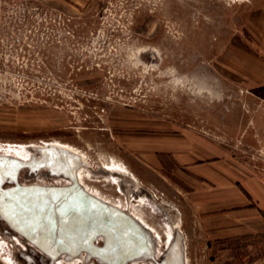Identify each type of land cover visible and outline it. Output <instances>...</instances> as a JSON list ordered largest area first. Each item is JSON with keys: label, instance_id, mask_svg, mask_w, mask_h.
<instances>
[{"label": "rangeland", "instance_id": "obj_1", "mask_svg": "<svg viewBox=\"0 0 264 264\" xmlns=\"http://www.w3.org/2000/svg\"><path fill=\"white\" fill-rule=\"evenodd\" d=\"M26 1L30 30L0 46V155L64 144L89 188L155 228V255L177 221L185 264H241L198 224L192 165L240 152L264 166V0H85L71 12ZM17 180L68 183L44 167ZM83 260L56 264H96ZM0 264L48 259L0 219Z\"/></svg>", "mask_w": 264, "mask_h": 264}, {"label": "water", "instance_id": "obj_2", "mask_svg": "<svg viewBox=\"0 0 264 264\" xmlns=\"http://www.w3.org/2000/svg\"><path fill=\"white\" fill-rule=\"evenodd\" d=\"M39 157L28 161L0 155V218L19 237L50 259L81 253L101 264H129L154 255L153 236L129 212L84 189L76 178L79 157L55 146L38 147ZM47 168L70 178L68 184L20 183L18 172ZM174 252L183 264L184 244L176 233L162 254Z\"/></svg>", "mask_w": 264, "mask_h": 264}, {"label": "crops", "instance_id": "obj_3", "mask_svg": "<svg viewBox=\"0 0 264 264\" xmlns=\"http://www.w3.org/2000/svg\"><path fill=\"white\" fill-rule=\"evenodd\" d=\"M72 11L85 0H42ZM200 153V152H198ZM196 154V152H193ZM193 162V209L198 224L225 250L243 252L241 264H264V166L240 152H207Z\"/></svg>", "mask_w": 264, "mask_h": 264}, {"label": "bare ground", "instance_id": "obj_4", "mask_svg": "<svg viewBox=\"0 0 264 264\" xmlns=\"http://www.w3.org/2000/svg\"><path fill=\"white\" fill-rule=\"evenodd\" d=\"M57 145H50V146H55V147H58V148H63V149H66V150H69L70 152H72V153H74V154H76L74 151H72V149H70V147H68V146H65L64 144H61V143H56ZM38 150V149H37ZM78 157H79V159L81 160V165L80 166H78L77 168H76V178H77V181L79 182V184H81V186L84 188V189H86L88 192H90L91 194H93V195H95V196H97L98 198H100V199H102V200H104L105 202H108V203H110V204H112V205H114V206H116V207H119L120 209H122V210H125V211H130L131 212V215H133L137 220H139L142 224H143V226H145L148 230H149V232L151 233V235L153 236V238L156 240V243H155V250H156V245H158L159 243V241H160V238H159V233L155 230V228H153V227H151L146 221H144V219L145 218H142L141 217V215L139 214V213H136L135 211H134V208L132 207H130V202L129 201H127V203L126 204H124V205H122L121 203H120V201L119 202H116V201H110V200H108V199H106V198H102V197H100L101 195L99 194V193H97L96 191H94L93 189H91V188H89V186L86 184V182H85V173L89 170V168H88V165L82 160V158L78 155V154H76ZM22 157V156H21ZM39 157V156H38ZM38 157H35V158H38ZM90 171V170H89ZM53 176H63V177H65L67 180H68V183L70 182V178H68L67 176H65V175H63V174H55V173H52V172H50ZM106 176H109L110 178H113L110 174H107ZM67 183V184H68ZM120 185V184H119ZM120 189L123 191V188H122V186L120 185ZM100 195V196H99ZM1 219V218H0ZM2 220V219H1ZM3 221V220H2ZM13 232V231H12ZM13 233H15V232H13ZM176 233H179V234H181L182 232H181V228H180V225H179V223L177 222V221H175L172 225L170 224L169 225V228H168V231L166 232V234H165V242H166V244H167V247L170 245V243L172 242V240L174 239V236H175V234ZM15 234H17V233H15ZM18 235V234H17ZM19 236V235H18ZM183 237V236H182ZM26 241V240H25ZM183 244H184V246H185V241H183ZM32 245V244H31ZM33 246V245H32ZM34 247V246H33ZM166 247V248H167ZM36 249V248H35ZM38 250V249H37ZM39 251V250H38ZM40 252V251H39ZM32 253L34 254V253H36V251H33L32 250ZM154 253H155V251H154ZM40 256H42V257H44V258H47L48 259V264H56L58 261L60 262V261H63V262H68V263H71V262H73V260L76 258V259H78V258H80V259H84L83 260V263H85V262H87L88 261V259H90V257H88L86 254H84V253H81V254H79V255H77V256H74V257H67V256H64V255H61V256H59V257H57V258H55V259H50V258H48L46 255H44L42 252H40ZM78 257V258H77ZM186 259V258H185ZM143 261H146V259H135V260H132L129 264H136L135 262H143ZM98 263H100L101 264V262H98ZM167 264H176L177 263V258H176V256H175V253L174 252H172L171 253V255H170V259L166 262Z\"/></svg>", "mask_w": 264, "mask_h": 264}, {"label": "built area", "instance_id": "obj_5", "mask_svg": "<svg viewBox=\"0 0 264 264\" xmlns=\"http://www.w3.org/2000/svg\"><path fill=\"white\" fill-rule=\"evenodd\" d=\"M27 3L26 0H0V46L19 43L20 37L13 35L30 30L26 20L37 8Z\"/></svg>", "mask_w": 264, "mask_h": 264}, {"label": "flooded vegetation", "instance_id": "obj_6", "mask_svg": "<svg viewBox=\"0 0 264 264\" xmlns=\"http://www.w3.org/2000/svg\"><path fill=\"white\" fill-rule=\"evenodd\" d=\"M89 260V259H88ZM146 260H150V261H146V262H139L137 264H163L162 263V255H153L151 258H148ZM96 264H100L96 261ZM177 264V263H176ZM183 264H185V247H184V254H183Z\"/></svg>", "mask_w": 264, "mask_h": 264}]
</instances>
